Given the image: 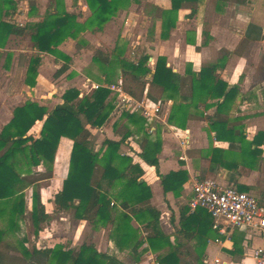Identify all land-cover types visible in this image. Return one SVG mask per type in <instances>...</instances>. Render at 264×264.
I'll list each match as a JSON object with an SVG mask.
<instances>
[{
    "label": "crops",
    "instance_id": "1",
    "mask_svg": "<svg viewBox=\"0 0 264 264\" xmlns=\"http://www.w3.org/2000/svg\"><path fill=\"white\" fill-rule=\"evenodd\" d=\"M46 2L47 0H13L3 10L10 12L7 20L23 25L38 19L35 15H29V3L35 4L41 14ZM142 2L157 6L158 9H168L171 6L170 0H140V3H131L126 9L119 11L105 23L101 31H85L76 39L68 37L63 40L57 48L68 55L71 58L70 64L74 65L69 74L60 80H52L53 70L58 68L54 56L41 53L35 85L30 87L25 84L28 59L35 52L28 37L29 41L22 38L14 48L0 47V129L12 117L13 108L27 99L45 105L50 111L62 101L61 95L69 87L76 88L80 96L89 94L94 89V84L101 83V80L96 79L97 73L80 71L86 52L89 54L88 61L91 62L92 48L111 52L117 41L125 42L124 56L133 59L135 56L132 54L135 52L136 55L141 52L148 54L146 64L151 72L157 57H165L166 66L181 77L174 100L188 105L191 116L184 128L169 124L167 120L173 100L164 96L162 87L148 80L141 97H154L149 89L152 87L159 91L158 98L161 99V114L151 122L153 132L149 135L151 139L158 135L161 141L157 154L159 173L140 157L146 136L143 132H137L138 126L129 122L123 116L126 112L120 111L115 104L113 109L116 112L113 114L117 116L112 118L110 124L104 123L99 128L86 124L93 149L97 150L104 139L121 140L120 151L129 155L132 162L142 168L141 178L151 193L149 204L159 212L158 228L161 235L149 242L147 238L152 236V230L132 220L130 223L137 229L136 240L140 244L135 250L129 247L119 248L111 238L110 224L97 227L87 220L72 217L69 210L56 209L52 199L60 190L66 175L71 145V140L66 137L59 140L50 177L38 181L39 186L42 182L46 183L38 191L48 214V223L41 224L40 227L47 230L46 234L52 238L50 242L61 241L65 244L64 247L72 248L77 246L74 245L76 240L86 239L100 252L113 254L126 264H152L153 261L158 264H205V261L214 260L218 261L217 264H256L253 250L262 243L257 233L244 228L226 229L223 225L214 227L209 214L205 211L195 213L194 209L187 207L186 200L192 195L195 180L210 178L221 185H233L241 191H247L264 205V0L184 2L177 11L175 27L166 39L160 37L161 21L155 18L158 17L156 11L151 16L142 17L144 26L141 32L137 31L135 34V29H131L134 31L122 34L120 26L123 30L124 22L129 28L136 26L133 17L123 16L134 5ZM63 3L66 11L79 13L81 17L89 14L84 0H76V3L73 0H63ZM153 21V35L149 38L147 30ZM80 39L84 42H79ZM131 44L132 49L128 54ZM7 53L11 54L8 63ZM207 64L217 65L215 77L227 85V90L234 89L233 94L220 107L217 103H221L223 98H216L215 95L202 94L198 101L191 100L190 77L185 73L187 69L198 72ZM119 77L122 78L118 75L115 81ZM101 84L107 86L103 82ZM123 89L125 90L124 83ZM111 93L115 102L116 93ZM10 104L13 106L8 108ZM129 114L142 117L136 112ZM210 117L224 122L225 130L235 129L236 133L241 131L245 142L230 141L227 133H223L226 136L224 138H216L210 126ZM40 127L41 121H36L27 133L37 138ZM125 132L129 135L122 139ZM94 135L101 136L102 139L92 143ZM214 149L220 151L216 163L211 162ZM99 167L97 165L94 170V179L101 175ZM32 169L36 172L32 174L36 176L45 173L46 167L40 164ZM177 170H185L188 175L179 197H175L172 191L165 192L159 177V174L165 175ZM33 189V185L24 189L26 206L31 203ZM28 207L31 210V204ZM66 223L70 224V228H66ZM64 235L65 238L62 239L60 236ZM35 236V239L40 240L44 235L42 233Z\"/></svg>",
    "mask_w": 264,
    "mask_h": 264
},
{
    "label": "trees",
    "instance_id": "2",
    "mask_svg": "<svg viewBox=\"0 0 264 264\" xmlns=\"http://www.w3.org/2000/svg\"><path fill=\"white\" fill-rule=\"evenodd\" d=\"M191 1L193 0H170V8L155 9L158 16L155 18L161 21V38L166 39L175 27L180 6ZM73 2L76 3V0ZM84 2L89 10V14L84 18L79 13L66 11L63 0H47L45 10L41 14L35 4L29 3V15H35L38 19L19 25L7 20L10 12L3 10L6 5L13 3V0H0V47L14 48L22 38L28 37L35 49L28 59L25 84L30 87L35 85L41 53L51 54L57 62L70 64L71 58L57 48L63 40L68 37L76 39L85 31H101L105 23L119 11L126 9L131 3H140V0ZM153 30L154 21L148 27L147 37L152 38ZM81 41L82 39L79 42ZM125 46L126 43L119 40L111 52L93 50L91 63L100 72L96 79L110 83L121 75L125 91L134 98L141 97L150 80L162 87L166 98L173 100L168 123L184 128L191 113L188 112V105L174 100L180 85V75L166 66L163 56L157 57L151 72V68L146 64L149 55L141 52L133 59L125 57ZM10 57L11 54L7 53V63ZM216 68L215 64H207L198 72L187 69L185 74L190 77L191 100L198 101L202 94L215 95L216 98H223L221 103H217L220 107L233 94L234 89L227 90V85L215 77ZM127 81L134 85L128 86ZM135 89H138V93ZM111 94L106 86L101 85L83 96L79 95L76 88L69 87L63 91L62 101L50 111L45 105L29 99L13 108L12 117L0 129V215L6 218L5 225L0 227V264H6L4 252L8 249L19 252L24 258V264H38L40 259V264H126L113 254L100 252L92 243L64 248L63 242L56 241L51 246L39 248L33 245L29 249L24 245L25 237L18 241L17 247L6 241L7 236L20 231V224L24 222V189L28 185H33L34 188L29 216L34 234L39 233L40 225L48 221L40 200L38 181L50 177L61 137L70 139L71 145L66 175L60 190L52 199L57 210L70 209L74 218L87 220L97 227L110 224L111 238L119 248L129 247L135 250L140 244V241L136 240L137 229L130 223L132 220L152 230V236L147 238L149 242L161 235L158 228L159 212L149 204L151 193L141 178L143 170L137 163L132 162L129 155L120 151L121 140L104 139L97 150L90 144V132L86 124L99 128L106 122L114 108V98ZM123 116L138 126L137 132H143L146 136L140 157L145 163L154 166L159 173L157 154L161 148L160 138L158 135H155L154 139L149 137L143 117L129 113H123ZM36 121H41V127L39 136L33 138L27 132ZM209 121L216 138H224L226 136L223 133H227L230 141L245 142L241 131L236 133L235 129L225 130L224 122L212 117ZM127 135L129 133H123L122 139ZM219 152L217 149L213 150L212 163L217 162ZM40 164L46 167V174L34 176L32 173L36 172L32 168ZM97 165L101 167V175L94 179L93 173ZM159 177L163 190L172 191L175 197H179L188 175L185 170H177L165 175L159 174ZM189 199L186 200L188 208ZM194 211H205L208 214L201 207L195 208Z\"/></svg>",
    "mask_w": 264,
    "mask_h": 264
},
{
    "label": "built area",
    "instance_id": "3",
    "mask_svg": "<svg viewBox=\"0 0 264 264\" xmlns=\"http://www.w3.org/2000/svg\"><path fill=\"white\" fill-rule=\"evenodd\" d=\"M106 86L101 83L93 85ZM111 92L116 93L114 104L129 113L136 112L146 120V131L151 134L153 127L151 122L157 120L161 114L159 101L151 100L146 95L140 98L130 96L123 89V80L118 78L114 83L106 86ZM112 204V202H111ZM204 208L214 227L223 225V228H244L257 233L262 241L254 248L253 256L256 264H264V205L247 191H241L233 185H221L213 179L203 178L193 182L192 196L189 199V208ZM217 260L205 261V264H217ZM152 264H158L153 261Z\"/></svg>",
    "mask_w": 264,
    "mask_h": 264
},
{
    "label": "rangeland",
    "instance_id": "4",
    "mask_svg": "<svg viewBox=\"0 0 264 264\" xmlns=\"http://www.w3.org/2000/svg\"><path fill=\"white\" fill-rule=\"evenodd\" d=\"M40 5H41V3H40ZM156 8H157V6L155 7L154 5L148 4L147 2H142L139 5H134L130 10L127 11V13L123 17H133L132 19L135 21V25L136 26L134 28H129V27H127L128 25L125 26L126 23L124 22L123 23L124 26L122 25V29L123 30H121V26H120V31L122 32V34L125 33V31L128 32L131 29H135V31L134 30H131V32L134 31L135 34L137 33V31L138 32H141V30L143 29V26H144L143 22H141V20L143 19L142 17L151 16L153 14V12L155 11ZM79 12H80V10H79ZM11 14L13 15L14 12H12ZM85 16H86V14H84L82 17H85ZM137 20H138V22H137ZM124 28H125V30H124ZM25 40H28L27 37H25ZM131 49H132V44L128 47V50H127V53L128 54H129V52H130ZM90 51L92 53L93 52V48ZM27 54H29V53H27ZM132 55L133 56H136V52L134 54H132ZM84 57H85L84 62H82V64H80V66H81L80 67V71L81 72H85V70H87V71H91V72L97 73V75H100V72L97 69V67L94 64H90L91 62L89 63V61H88V59H89L88 52H86V54H85ZM55 65L58 68H54V70H53V72H54L52 74V80L53 81L54 80L63 79L65 75L69 74V71H71V69H72L71 67L74 64L71 63L70 65H67V64H64L61 61H58V62L56 61L55 62ZM113 82H110V83H113ZM101 83H102V79H101ZM110 83H105V84H110ZM127 85L128 86L129 85L133 86L134 84L132 82H130V81H127ZM149 89L151 91L150 93L154 96L152 98L149 96V98L151 100L159 101L160 102L161 99L158 98L159 97V91L156 90V89H153L152 87L149 88ZM135 92L138 93V89H135ZM18 101L19 100H17V102ZM21 101H22V99H21ZM11 106H13V105L10 104L8 108H11ZM113 112H116L115 109L112 110V112H111L112 115L110 114L109 118L106 120L105 123L110 124L113 121L112 118H114V117L117 116L116 114H113ZM126 113H128V112H126ZM97 139L99 141L102 138H101V136L94 135L93 138L91 139V142L92 143H95ZM44 171L46 172V169ZM43 174H46V173H43ZM45 185H46V183L45 182H42V183H40V186L39 187L41 188V187H43ZM28 202L29 201H27V204H28ZM30 204L31 203H29L26 206L25 219H24V222H21V224H20V231H17L14 234H10L9 236H7L6 237V241L10 245L17 247V246H19L18 245V241H20L23 237H25L26 241H25L24 245L26 247H28L29 249H31L33 245H35L36 247H39V248L47 247V245L52 244L53 242H50L52 238H50L46 234L47 230L45 228H42L41 227L42 229H40V232L36 234V235H39V234L41 235L43 233L44 236H42L41 238H39L40 240L35 239L36 236L34 234V227L32 225V222L30 220V217H29L30 216V211H29L30 208L28 206ZM69 213H70V215H72V211L70 209H69ZM47 216H48V214H47ZM5 223H6L5 216L0 215V227L4 226ZM47 223H48V221L46 222V224ZM42 224H45V223H42ZM65 226H66V228H70V224L69 223H66ZM60 237H62V239H64L65 238V235L64 236H60ZM80 243H90V241H87L86 239H82V241L76 240L74 242V245H77L78 246ZM64 246H65V244L63 243V247ZM66 246H67V244H66ZM64 248H66V247H64ZM4 254H5V262H6V264H24V258H22L23 256H21L19 254V252L14 251V250H11V249H8V250H6L4 252ZM39 261L41 262V259ZM40 262H38V264H40Z\"/></svg>",
    "mask_w": 264,
    "mask_h": 264
}]
</instances>
